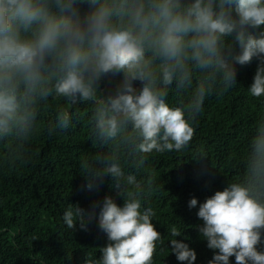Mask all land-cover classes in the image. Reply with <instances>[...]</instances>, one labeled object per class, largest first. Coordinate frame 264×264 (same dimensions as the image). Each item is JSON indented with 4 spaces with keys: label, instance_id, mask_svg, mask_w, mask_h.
Wrapping results in <instances>:
<instances>
[{
    "label": "clouds",
    "instance_id": "clouds-1",
    "mask_svg": "<svg viewBox=\"0 0 264 264\" xmlns=\"http://www.w3.org/2000/svg\"><path fill=\"white\" fill-rule=\"evenodd\" d=\"M253 59L247 91L261 98L264 0H0V164L29 161L38 117L50 101L90 103L98 150L80 162L82 175L89 190L110 176L123 203L106 195L99 204L96 220L107 243L98 260L85 264H153L162 237L152 222L156 212L146 206L157 190L147 179L148 156L186 149L205 100L237 86L235 65ZM109 73L123 78L102 95L99 83ZM172 90L188 92L187 100L170 106ZM72 119L68 107L58 106L48 134ZM243 164L238 180L199 204L203 223L196 227L217 250L208 264H230L233 256L235 264H264V116ZM197 203L193 197L188 207ZM62 221L88 230L78 204L64 210ZM182 231L171 227V252L194 264L195 250L175 239Z\"/></svg>",
    "mask_w": 264,
    "mask_h": 264
},
{
    "label": "trees",
    "instance_id": "trees-1",
    "mask_svg": "<svg viewBox=\"0 0 264 264\" xmlns=\"http://www.w3.org/2000/svg\"><path fill=\"white\" fill-rule=\"evenodd\" d=\"M88 7L87 3L78 6L82 16ZM257 64L253 59L250 64L235 65L237 86L205 100L186 149L148 156L147 179L154 178L157 190L147 197L146 206L156 212L152 222L162 237L156 242L153 264H186L171 252L173 226L183 230L175 239L195 250L194 264H208L217 251L209 249L200 235L196 226L203 222L197 211L207 197L238 180L244 171L248 141L264 116V97L254 98L247 91ZM122 78V73L102 77L101 94L115 91ZM134 83L140 85L139 81ZM188 95L172 90L167 102L174 107ZM58 106L68 107L73 119L67 129L49 135L47 126ZM91 109L87 102L72 107L63 101H50L38 117L29 161L0 164V264H85L101 256L107 237L96 220L99 204L106 195L118 205L123 200L110 176L98 180L92 190L86 187L80 162L98 150L90 126ZM140 175L145 176L143 172ZM193 197L198 203L189 208ZM93 202L98 205L94 213ZM70 204L85 210L87 231L80 229L79 221L72 230L63 223L62 214ZM230 264H235L234 256Z\"/></svg>",
    "mask_w": 264,
    "mask_h": 264
}]
</instances>
